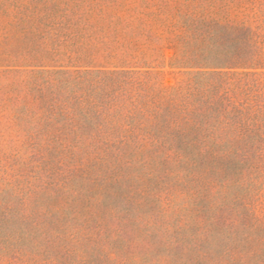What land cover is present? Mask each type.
I'll use <instances>...</instances> for the list:
<instances>
[{"label":"trees","instance_id":"trees-1","mask_svg":"<svg viewBox=\"0 0 264 264\" xmlns=\"http://www.w3.org/2000/svg\"><path fill=\"white\" fill-rule=\"evenodd\" d=\"M224 212L257 257L264 0H0V264L115 257L110 224L159 215L206 239Z\"/></svg>","mask_w":264,"mask_h":264},{"label":"rangeland","instance_id":"rangeland-1","mask_svg":"<svg viewBox=\"0 0 264 264\" xmlns=\"http://www.w3.org/2000/svg\"><path fill=\"white\" fill-rule=\"evenodd\" d=\"M151 27V30L157 34L161 33L162 36H168L166 31L163 30L164 32H162V28L153 24ZM164 42H168V40L161 41V46L164 45ZM172 52V48L169 47L165 51V55L170 56ZM165 69L161 75L164 83H174L179 76L178 72L173 71L170 67ZM154 209H156V204ZM228 216H230V212L222 214V222L226 223L211 226L212 231L206 239H200V233L203 231L201 229L196 230L190 215L188 220L192 222H189L188 227L184 229L179 228V216H175V220H171V227L167 226L166 219L163 223L164 219L160 215L154 216L152 223L148 226H140L133 220L122 224L117 221L109 225L116 228V225L119 224L121 228L117 232L118 237L114 238L112 243L114 248L111 250L120 248L116 256L110 258L108 254L105 256L96 249L88 250L87 258L92 264H138L139 259L144 262L143 264H264V246L259 245L260 243L257 246V257H248L255 244L250 241L247 242L246 235H240V232L246 228H236V230L239 229L238 235L235 234L233 239L227 232L221 233V236L217 235L220 230H227L225 226L230 220ZM263 235V231L258 235L256 234L255 241L256 238ZM61 260L63 261L65 258Z\"/></svg>","mask_w":264,"mask_h":264}]
</instances>
